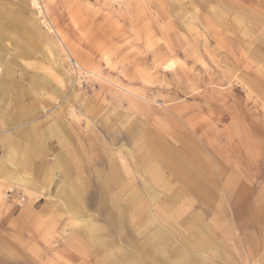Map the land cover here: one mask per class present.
Segmentation results:
<instances>
[{
    "label": "rangeland",
    "instance_id": "obj_1",
    "mask_svg": "<svg viewBox=\"0 0 264 264\" xmlns=\"http://www.w3.org/2000/svg\"><path fill=\"white\" fill-rule=\"evenodd\" d=\"M0 10V264L120 254L151 222L113 199L138 191L150 210L169 151L205 163L220 193L234 161L264 168V139L247 154L250 135L264 133V0H0ZM29 132L47 143L32 179L45 182L42 167L59 164V152L107 185L64 186L59 166L49 177L63 190L33 192L19 176Z\"/></svg>",
    "mask_w": 264,
    "mask_h": 264
},
{
    "label": "crops",
    "instance_id": "obj_2",
    "mask_svg": "<svg viewBox=\"0 0 264 264\" xmlns=\"http://www.w3.org/2000/svg\"><path fill=\"white\" fill-rule=\"evenodd\" d=\"M260 118L264 127V112ZM250 136L253 142L248 147V155L256 152V140L264 139V133ZM28 137L29 141L24 140L22 150L26 162L24 173L19 175V172L17 175L21 176L26 185L32 187L33 192L41 193L49 187L59 191L56 180L49 177L52 169L57 170L59 166L65 175L64 186L86 185L96 179L100 185H107L104 176V179H92L73 172V165L68 164L72 162L71 157L59 152V164L52 166V169L45 166L41 168L40 178H45V182L35 181L32 179L33 169L30 163L34 156H42L47 151L46 135L40 134L39 138L35 139V135L29 132ZM37 145L41 150H37ZM167 156V176L160 177V174L154 173L158 178L155 175L151 180L153 193L150 210L146 208V212H143L145 207L138 191L127 194L124 193L127 190L123 189L118 199H113L130 202V207L135 209L134 215L139 221L145 217L149 218L151 231L143 227V222L137 224L136 240L126 245L118 255L112 253V247L103 248V260L97 264H264V168L248 160L245 162L244 158L234 161L231 173H227L223 179V191L220 193L214 188L213 177L210 178L205 163L188 161L170 151ZM177 161H183L192 170L198 171L204 177V182L201 185L190 184L180 167L182 165L178 166ZM82 169L86 171L88 168ZM12 175H15V172L9 176L16 177ZM160 179L164 184L160 183ZM125 183L127 180H122L119 186H125ZM66 191V200L77 202L74 188L73 193ZM77 209L81 208L78 206ZM128 211L129 206L119 209L120 215L123 216L124 212ZM126 223L121 226L122 230L128 229V222ZM87 224L89 230H92L89 221ZM146 232L150 233V240L147 241L143 237Z\"/></svg>",
    "mask_w": 264,
    "mask_h": 264
},
{
    "label": "bare ground",
    "instance_id": "obj_3",
    "mask_svg": "<svg viewBox=\"0 0 264 264\" xmlns=\"http://www.w3.org/2000/svg\"><path fill=\"white\" fill-rule=\"evenodd\" d=\"M172 1V0H171ZM179 1V0H178ZM195 2V1H194ZM179 3V2H178ZM177 4V3H176ZM164 10V9H163ZM8 14L5 12V11H2V10H0V28L1 27H4L3 25H4V23H5V21H6V16H7ZM173 16V15H172ZM170 17V16H169ZM236 19H237V17H235ZM192 19V18H191ZM21 21V20H20ZM238 21V20H237ZM15 22V21H14ZM239 23V22H238ZM242 24V23H241ZM11 26H12V24H11ZM15 27V26H14ZM19 28V27H18ZM9 30V29H8ZM15 32V31H14ZM17 33V32H16ZM4 34V33H3ZM2 35V34H1ZM1 38V37H0ZM2 40V39H1ZM5 59V58H4ZM5 64V63H4ZM12 65V64H11ZM8 72V71H7ZM12 72V71H11ZM10 74V73H9ZM8 78V77H7ZM10 81V80H9ZM3 87V86H2ZM37 87V86H36ZM8 88V87H7ZM9 89V88H8ZM33 89V88H32ZM12 91V90H11ZM4 114H6V113H4ZM10 116V115H9ZM5 118V117H4ZM2 119V118H1ZM62 120V119H61ZM53 124V123H52ZM69 124V123H68ZM45 127V126H44ZM60 129V128H59ZM62 130V129H61ZM70 130V129H69ZM61 132V131H60ZM62 133V132H61ZM58 135V134H57ZM63 135V134H62ZM64 136V135H63ZM64 140V139H63ZM61 142H62V138H61ZM151 143V142H150ZM157 143V142H156ZM158 145V144H157ZM32 147V146H31ZM43 149V148H42ZM160 149V148H159ZM41 150V149H40ZM154 150V149H153ZM157 150V149H156ZM38 152V151H37ZM162 153H164V151L162 152ZM84 155V154H83ZM86 157H87V155H86ZM162 157H164L163 156V154H162ZM168 157V156H167ZM171 157V156H170ZM27 158V157H26ZM169 162H171L170 160H169ZM174 162V161H173ZM178 163V162H177ZM113 164V163H112ZM174 164V163H173ZM83 165V164H82ZM175 165H176V163H175ZM179 165H182V166H180L181 167V169L183 170V173H184V176H185V178H187L189 181H193V182H195V184H197V185H201L202 183H203V181H200L199 180V177H197V176H195V175H192V174H190V173H188V168H187V165L186 164H184V163H178V166ZM52 168V167H51ZM97 168V167H96ZM85 170V169H84ZM175 171H177V170H175ZM45 172V171H44ZM50 173V172H49ZM103 173H104V171H103ZM180 173V172H179ZM82 174V173H81ZM46 175H48V174H46ZM179 175H181V174H179ZM59 176V175H58ZM182 176V175H181ZM103 178V177H102ZM185 178H183V179H185ZM104 179V178H103ZM125 180V179H124ZM99 183V182H98ZM119 184V183H118ZM116 186V185H115ZM114 188H116V187H114ZM203 188V187H202ZM204 189V188H203ZM115 192V191H114ZM124 196V195H123ZM123 196H122V198H123ZM118 199V198H117ZM125 201V200H124ZM121 205V204H120ZM139 206V205H138ZM137 206V207H138ZM129 212V211H128Z\"/></svg>",
    "mask_w": 264,
    "mask_h": 264
}]
</instances>
